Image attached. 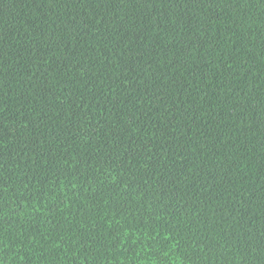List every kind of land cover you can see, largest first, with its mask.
<instances>
[{
    "label": "trees",
    "instance_id": "obj_1",
    "mask_svg": "<svg viewBox=\"0 0 264 264\" xmlns=\"http://www.w3.org/2000/svg\"><path fill=\"white\" fill-rule=\"evenodd\" d=\"M0 264H264V0H0Z\"/></svg>",
    "mask_w": 264,
    "mask_h": 264
}]
</instances>
